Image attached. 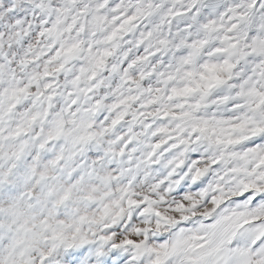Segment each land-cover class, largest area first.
I'll use <instances>...</instances> for the list:
<instances>
[{
	"label": "clouds",
	"instance_id": "9594fccd",
	"mask_svg": "<svg viewBox=\"0 0 264 264\" xmlns=\"http://www.w3.org/2000/svg\"><path fill=\"white\" fill-rule=\"evenodd\" d=\"M85 2V31L68 30ZM114 3L141 18L107 41L113 13L103 10L101 26L92 19L95 0H0V264H115L118 257L132 264L123 258L136 250L123 240L171 239L174 229L155 213L174 215L165 181L174 179L169 161L179 149L169 151L170 141L150 157L153 144L176 135L182 122L173 113L200 104L197 116L222 115L215 93L234 95L230 85L241 77L264 88L260 6ZM253 29L255 67L245 55ZM73 42L79 48L63 54ZM214 77L223 84L208 89ZM161 127L170 131L156 132ZM149 260L145 252L135 264Z\"/></svg>",
	"mask_w": 264,
	"mask_h": 264
},
{
	"label": "snow or ice",
	"instance_id": "6c2138e0",
	"mask_svg": "<svg viewBox=\"0 0 264 264\" xmlns=\"http://www.w3.org/2000/svg\"><path fill=\"white\" fill-rule=\"evenodd\" d=\"M66 2L73 4L75 0ZM245 6L253 10L260 6L264 11V0H246ZM105 8L111 9L116 24L107 32V41L119 39L122 31H130L141 18L125 13L123 5L114 0H95L92 19L101 26L107 19ZM88 20L89 6L85 2L75 9L67 28L83 32ZM258 39L254 29L247 32L245 55L253 62L252 67L259 60ZM78 48L79 43L73 42L63 49V54L71 55ZM54 53L53 59L61 55L58 45ZM255 78L253 74L250 79ZM248 79L241 77L230 85L232 96L215 93L214 103L226 109L222 115L197 116L200 104L191 111L172 114L182 122L171 130L176 135L154 143L149 156L170 141L175 143L169 151L179 149L174 163L169 161L172 167L168 176L174 179L165 181L167 190L176 197L171 209L174 215L155 213L174 233L171 239L161 237L155 245L148 246L145 241L123 240V245L136 250L123 259L135 264L146 252L149 264H264V88L248 86ZM213 81L208 89L223 84L219 77ZM168 116L165 112L161 118ZM169 131L166 127L156 130ZM160 227L158 222L157 229ZM115 264H123V260L118 257Z\"/></svg>",
	"mask_w": 264,
	"mask_h": 264
}]
</instances>
